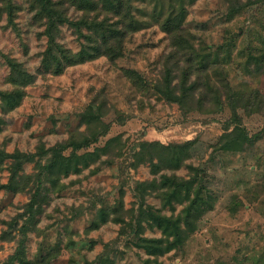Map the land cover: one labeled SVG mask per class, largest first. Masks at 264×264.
Here are the masks:
<instances>
[{"label":"rangeland","instance_id":"rangeland-1","mask_svg":"<svg viewBox=\"0 0 264 264\" xmlns=\"http://www.w3.org/2000/svg\"><path fill=\"white\" fill-rule=\"evenodd\" d=\"M13 2L20 6L15 26L0 0V91L12 87L5 56L22 62L36 78L17 107L5 109L0 96V150L35 154L73 134L93 140L95 132H105L81 150L101 148L95 161L62 177L57 187L43 184L49 190L42 187V193L50 197L26 233L25 257L35 264H264V0H174L187 9L184 28L195 47L180 52L151 13L143 17L136 9L150 23L126 37L121 57L111 61L103 55L58 75L41 70L48 43L44 23L34 17L29 0ZM144 2L136 5L143 8ZM80 14L70 8L71 18ZM60 30L59 41L79 50L82 38L76 31L68 24ZM172 52L178 56L174 65L165 60ZM202 57L216 63L209 79L197 70ZM168 68L178 94L186 70L193 71L188 83L200 85L190 106L198 108L186 111L159 91ZM133 71L138 82L131 79ZM91 103L103 108L97 125L80 115ZM234 110L240 117L236 123ZM236 127L245 129L248 140L242 148L225 150ZM188 140L195 141L188 157L175 167L174 147ZM38 160L39 155L25 163L20 174L34 176ZM11 162L0 164L1 184L9 182ZM163 175L193 180V192L202 185L213 200L180 246L155 256L137 245V222L142 237L166 236L142 216V204L176 217L188 203L184 195L166 203L158 190L140 188L154 179L160 183ZM27 184L18 192L0 189V236L4 230L14 236L0 237V264L9 262L23 240L18 229L29 217L24 213L36 186ZM102 210L108 214L104 222Z\"/></svg>","mask_w":264,"mask_h":264},{"label":"trees","instance_id":"trees-1","mask_svg":"<svg viewBox=\"0 0 264 264\" xmlns=\"http://www.w3.org/2000/svg\"><path fill=\"white\" fill-rule=\"evenodd\" d=\"M144 2V6H137V2ZM29 0L30 10L34 12V17L44 23V34L48 37L46 49L42 53L41 70L54 75L63 73L69 66L84 63L86 61L94 60L100 56H107L111 61L123 55V46L126 37L132 32H137L143 28L148 27L150 20H147L144 15H151V19L160 23L162 30L169 36L171 44L175 47L174 51H190L194 50L192 39L186 33L184 28V21L187 16V9L184 4L175 5L174 0ZM190 3L196 0H188ZM147 3V4H146ZM153 3L149 11L148 5ZM6 11L9 16V21L14 26L17 25L13 15L19 10V5L13 0H5ZM73 7L74 11L81 12L77 17L71 18L69 15L70 8ZM169 7V8H167ZM142 9L143 17L136 15L134 10ZM68 24L72 27L78 36L82 38L80 48L74 51L70 47L59 41V34L61 26ZM173 51V52H174ZM172 52V53H173ZM170 53L166 56V61L169 64L177 63L178 56L175 53ZM176 55V54H175ZM10 65L9 81L12 85L11 89L1 90L0 96L3 107L5 109H12L17 107L26 95L25 88L35 81L36 75L30 72L25 65L17 59L5 56ZM200 66L197 67L198 72L202 73L205 79H209V68L216 65L215 62H210L207 58L200 59ZM214 69V67H212ZM130 73V72H129ZM193 74L192 70H186L184 77L181 79V86L178 87L180 94L177 93V87L172 84L171 68L166 71V76L162 84L158 86L159 91L163 92L166 98L170 101H177L181 107H185L186 111H192L199 106H190L193 101L194 94L198 90L199 83L194 81L188 83ZM138 75L136 71L131 72V79L138 82L140 78L135 79ZM140 76V75H139ZM141 77V76H140ZM162 85V86H161ZM161 86V87H160ZM206 86H210L207 83ZM208 88V87H207ZM216 100L221 102L220 96L217 95L216 89L212 91ZM208 93L201 95L203 98H208ZM222 103V102H221ZM234 107V106H233ZM235 108V107H234ZM102 106L91 103L85 112L80 115L87 123H100V113ZM233 122H239L240 117L237 111L234 110ZM4 120L0 117V124ZM94 134L93 140L85 137L79 139L73 136L66 142L55 144L54 146L45 149L41 147L40 152L23 153L15 151L13 153L0 150V164L5 160L10 159L12 162L9 165L10 178L6 184L0 183V189L4 188L9 191L18 192L28 187L27 182H33L36 186L31 196V201L27 204V210L24 214H29V217L23 223V226L18 229L21 233L23 240L19 241V246L16 253L11 256L8 261L3 264H10L11 260L19 259L21 264H35L25 257L24 238L29 230L31 223L37 213L43 210L42 203L47 202L49 195L47 194L48 188L43 186L44 183L50 182V187H57L61 184L62 177H66L71 173L80 172L82 166L87 167L90 161H95V155L102 152L98 148L97 152L83 151L91 142H96L105 134ZM233 139L226 142L223 146L225 150H237L242 148L243 144L248 140V134L245 129L236 127L232 133ZM194 140H188L183 144H177L174 147L172 164L177 167L186 155L189 153L191 145ZM69 151V153H67ZM39 155L38 172L34 176L21 175L23 166L28 161H35L36 156ZM45 160L41 162L40 159ZM155 168L158 167L154 165ZM100 166L97 168L99 169ZM21 179V181H19ZM141 189L150 187L160 192L166 203H171L172 199H179V197L188 200L187 205L181 215L176 217L161 214L158 210L154 209L151 205L142 204V216L146 220L154 223L162 229L166 238H148L140 235L142 226L137 222L136 232L138 235V243L140 247L146 249L147 253L158 256L180 246L188 229H193L196 217L201 214L204 205L212 202L211 195L207 196L203 193L202 185H199L195 193L193 192V180L183 181L177 179L174 175H163L162 181L158 183L155 179L150 182L142 183ZM44 187L46 193H42L41 189ZM162 189V190H161ZM165 190V191H163ZM194 193L192 196L191 193ZM206 197V198H205ZM23 214V215H24ZM22 216V215H21ZM106 211L102 210V221L107 220ZM17 217L14 222L9 225L13 226L17 223ZM183 224L187 228H183ZM99 226V223H94ZM191 231V230H190ZM1 239H13L14 236L9 230H4L1 234Z\"/></svg>","mask_w":264,"mask_h":264}]
</instances>
